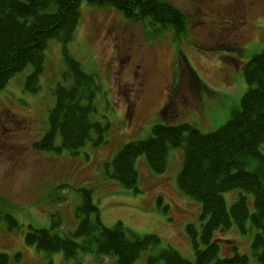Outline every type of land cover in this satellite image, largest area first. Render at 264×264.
I'll return each mask as SVG.
<instances>
[{
  "label": "rangeland",
  "instance_id": "374dc122",
  "mask_svg": "<svg viewBox=\"0 0 264 264\" xmlns=\"http://www.w3.org/2000/svg\"><path fill=\"white\" fill-rule=\"evenodd\" d=\"M161 1L186 16V31L179 38L171 29L162 32L150 18L131 22L111 7L83 2L72 41L66 46L49 42L38 90L26 89L34 72L28 66L0 93V256H8L7 264H116L112 258L82 252L66 259L64 253L39 251L26 242L31 227L60 237L73 233L81 222L77 211L82 190L91 192L106 228L121 223L137 236L159 239L135 264H151V259L164 264L158 258L168 248L195 260L188 227L199 238L204 222L199 203L177 185L182 150L171 151L163 174L153 173L145 156L137 158L138 193L110 179L107 170L111 172L113 159L126 144L150 137L156 125L189 124L209 134L240 110L247 90L241 70L264 49V0H243L244 14L229 10L234 0H215L213 5ZM64 47L100 85L92 119L107 127L104 143L96 148L89 141L76 154L37 152L33 145L49 129L54 92L63 81ZM242 196L253 212V196L241 190L224 195L227 209ZM7 216L17 223L13 229ZM246 228L243 233L233 225L217 237L233 241L249 264H259L252 251L258 231L250 221ZM220 243L223 255L235 253Z\"/></svg>",
  "mask_w": 264,
  "mask_h": 264
},
{
  "label": "trees",
  "instance_id": "16d2710c",
  "mask_svg": "<svg viewBox=\"0 0 264 264\" xmlns=\"http://www.w3.org/2000/svg\"><path fill=\"white\" fill-rule=\"evenodd\" d=\"M111 7L131 22L150 18L160 29H171L176 38L185 34V15L173 5L161 0H0V93L9 81L28 66L34 72L26 81V89L35 93L43 72L45 51L51 40L63 46L72 41L80 21V5ZM65 72L58 84L55 104L49 113V129L33 145L37 152L76 154L87 142L97 148L104 143L107 127L94 122V100L100 90L95 75L83 71L64 47ZM247 90L240 110L230 120L209 134L201 133L189 124H159L146 139L126 144L113 159L107 174L128 190L138 193L137 158L145 156L155 174L168 169L173 149L183 152V164L177 176L179 190L199 203L204 222L200 237L193 226L188 227L195 250V260L183 258L172 248L163 250L158 259L164 264H249L245 255L237 252L233 241L218 239L219 233L236 225L246 233L251 222L258 232L252 251L259 264H264V49L255 54L241 70ZM93 134L95 140H91ZM58 139L60 143L58 144ZM109 167V165H108ZM241 190L253 196L254 211L245 196L227 209L224 195ZM82 203L77 216L81 219L76 230L64 237L48 230L30 228L26 236L29 245L47 253H64L66 259L78 253L107 257L116 264H135L149 247L159 245L156 236H137L121 223L113 228L102 225L92 194L82 190ZM95 215V220L91 216ZM5 221L17 226L12 217ZM58 225V224H54ZM225 249L235 253L222 254ZM8 256L1 255L2 264ZM4 259V260H3ZM154 264L155 260H150Z\"/></svg>",
  "mask_w": 264,
  "mask_h": 264
},
{
  "label": "flooded vegetation",
  "instance_id": "af4514ba",
  "mask_svg": "<svg viewBox=\"0 0 264 264\" xmlns=\"http://www.w3.org/2000/svg\"><path fill=\"white\" fill-rule=\"evenodd\" d=\"M213 2L215 0H200V5H213ZM229 10L233 12H239L240 14L245 13V4L243 3V0H234L230 5H229Z\"/></svg>",
  "mask_w": 264,
  "mask_h": 264
}]
</instances>
